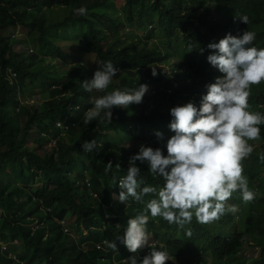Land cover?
Returning a JSON list of instances; mask_svg holds the SVG:
<instances>
[{
  "label": "trees",
  "instance_id": "obj_1",
  "mask_svg": "<svg viewBox=\"0 0 264 264\" xmlns=\"http://www.w3.org/2000/svg\"><path fill=\"white\" fill-rule=\"evenodd\" d=\"M196 1L222 11L220 29L231 28L238 35L252 31L256 35L251 46H264V0ZM152 2L122 0L119 8L114 0H0V239H21L18 258L24 264H85L94 255L101 235L91 231L89 237L83 238L87 247L84 251L70 235L64 234L68 221L73 231L79 223L89 228L92 217L101 218L106 210L125 224L135 217L134 201L146 209V204L155 198L147 194L141 201L129 197L128 206L126 202L111 205L112 192L139 146L155 149L166 142L153 135L171 118L166 104L189 99L194 87H185L188 71L168 63L172 59L168 52L149 42V36L157 34L154 29L146 31L144 39L138 38L141 47L124 45L135 36L133 30L125 31V26L146 29L148 23L137 21L142 14L148 20H157L155 12L147 9ZM81 7L87 9L86 15L76 14L75 10ZM206 15H194L190 21L192 30L183 36L189 62L194 53L202 58L199 31L208 23ZM242 15L248 16L247 25L236 18ZM159 20L170 19L167 16ZM72 24L87 25L79 40H65ZM187 26L184 24L183 28L187 30ZM160 29L164 40L175 33L169 24ZM21 45L31 49L21 53ZM171 55L174 56L172 52ZM104 62L120 69L105 93L138 89L141 84L147 85L148 90L141 104L113 108L111 123H85L94 98L82 89L81 82ZM160 63L170 65V69L158 70ZM151 68H156L155 77ZM195 77L207 81L211 73L202 64L196 67ZM36 87L49 98L37 101L38 96L31 91ZM260 91L264 102V88ZM148 105L151 110L146 109ZM92 139L96 148L83 151V141ZM109 161L113 164L111 169L106 165ZM137 167L145 185L163 186V179L154 177L148 167ZM244 204L248 207L227 214V221L234 220L243 231L234 241L236 250L241 249L244 235L250 233L256 244L264 246V215L253 211L248 202ZM256 206L264 208V198ZM34 220L38 223L33 225ZM186 226L192 233L189 243L183 247L168 244L170 255L180 252L187 260L188 253H195L204 262L236 264L233 249L225 256L220 245L199 243L205 227L194 230L193 220ZM124 254L118 245L114 257L117 264ZM114 259L101 264H116ZM0 264L18 263L0 257ZM250 264H264V254Z\"/></svg>",
  "mask_w": 264,
  "mask_h": 264
},
{
  "label": "clouds",
  "instance_id": "obj_2",
  "mask_svg": "<svg viewBox=\"0 0 264 264\" xmlns=\"http://www.w3.org/2000/svg\"><path fill=\"white\" fill-rule=\"evenodd\" d=\"M147 9L155 12L157 20H148L142 14L138 20L144 18L141 22L148 23L147 27L144 25L146 29L125 26V31H134L139 48L138 38L154 29L157 34L149 36V42L168 52L172 58L168 63L188 71L185 87H194L189 99L171 106L166 104L165 110H169L171 118L165 127L153 131L158 140L165 138L166 142L164 145L159 143L155 149L143 144L139 146L138 153L129 158L126 174L119 178L118 187L112 192L111 205L126 202L128 206L131 204L129 197L141 201L147 194L155 198L146 204V209L134 201L135 217L125 224L105 210L101 218L92 217L89 228L85 223H79L73 231L68 221L64 234L70 235L84 251L87 247L82 243L83 238L89 237L91 231L101 235L94 255L86 259L85 264H101L114 259L118 245L125 251L120 264H213L209 260L204 262L195 253H188V259L184 260L180 252L172 256L166 249L168 244L183 247L189 243L192 233L186 224L193 220L194 230L205 227L199 243L220 245L225 256L233 249L236 264H250L261 259L264 246L256 244L250 233L244 235L241 249L236 250L234 241L243 231L234 220L227 221V214L248 207L244 204L248 202L253 211L264 215V208L256 206L264 198V102L260 91L264 88V46H251L256 35L252 31L238 35L234 29H220L221 17H224L222 11L206 2L153 0ZM75 12L83 16L87 9L81 7ZM197 13H207L208 23L199 31L202 58L194 53L189 62L183 36L192 30L190 21ZM167 16L170 20L166 23L159 20ZM236 18L246 25L249 22L246 15ZM168 24L175 33L173 31L174 35L164 40L160 28ZM184 24H188L187 30L183 28ZM133 39L124 45H132ZM203 53L207 55L203 56ZM202 64L211 73L207 81L195 77L196 67ZM159 65L157 69L163 70ZM164 65L167 66L164 69H170V65ZM119 72L120 69L111 62H104L81 82L82 89L94 98L93 106L85 114V123L102 120L109 124L113 108H127L143 102L148 90L145 84L138 89L105 93ZM151 74L157 75L156 68H151ZM146 109L151 110V105ZM148 135L149 131L145 137ZM153 142L149 140V143ZM81 148L85 152L93 151L95 139L83 141ZM106 165L108 169L113 166L111 161ZM138 165L148 167L154 177H161L163 186L145 185ZM116 167L120 169L119 164ZM37 223L38 220L33 221V225ZM20 244L18 237L8 241L0 239V257L24 264L18 258ZM244 245L259 248L260 256L242 257Z\"/></svg>",
  "mask_w": 264,
  "mask_h": 264
},
{
  "label": "rangeland",
  "instance_id": "obj_3",
  "mask_svg": "<svg viewBox=\"0 0 264 264\" xmlns=\"http://www.w3.org/2000/svg\"><path fill=\"white\" fill-rule=\"evenodd\" d=\"M115 3H116V6L120 8V5L122 3V0H114ZM143 19H141L140 21H143ZM139 21V20H137ZM87 29V25H82V24H72L68 27V30H67V34H65V40H71V41H75V40H79L80 38H82V36L85 34V31ZM7 33V31H6ZM16 33H17V36L19 35V30H16ZM136 33L138 34V32L136 31ZM141 34L143 33L142 31L140 32ZM23 34L26 35L25 32H23ZM135 42L132 43V46H134V48H137L139 46V43H137L136 41V34H135ZM21 51V53H25L26 51H28L29 49H31V47H28V49H26L23 45H21L19 47ZM80 60H82V57H80ZM159 68L160 69H164V68H167V66H165L164 64H160L159 65ZM33 93H35V95H37L38 97H36V100L40 101V98L42 100H47L49 98L48 94L46 93H41V90L40 88L36 87L34 88L33 90H31ZM32 102V101H30ZM29 102V103H30ZM128 214V213H127ZM1 222L2 220L0 219V228H1ZM2 232H6L5 228H2ZM21 241V239H20ZM241 255L242 257L246 258V259H249L251 257H254V258H257L260 256L261 254V250L259 248H253L252 246L250 245H244L242 250H241ZM13 263H15L13 261Z\"/></svg>",
  "mask_w": 264,
  "mask_h": 264
}]
</instances>
